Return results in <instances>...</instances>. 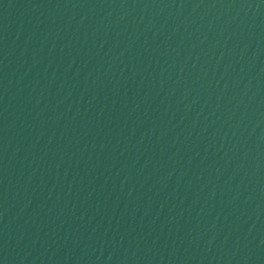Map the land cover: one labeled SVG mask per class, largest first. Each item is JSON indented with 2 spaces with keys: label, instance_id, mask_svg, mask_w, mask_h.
<instances>
[{
  "label": "water",
  "instance_id": "1",
  "mask_svg": "<svg viewBox=\"0 0 264 264\" xmlns=\"http://www.w3.org/2000/svg\"><path fill=\"white\" fill-rule=\"evenodd\" d=\"M0 264H264V0H0Z\"/></svg>",
  "mask_w": 264,
  "mask_h": 264
}]
</instances>
